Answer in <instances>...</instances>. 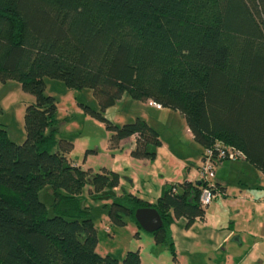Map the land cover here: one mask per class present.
<instances>
[{
    "label": "trees",
    "instance_id": "trees-1",
    "mask_svg": "<svg viewBox=\"0 0 264 264\" xmlns=\"http://www.w3.org/2000/svg\"><path fill=\"white\" fill-rule=\"evenodd\" d=\"M46 76L92 89L99 107L82 106L106 123L110 147L134 135L131 154L154 158L161 144L144 117L117 124L104 114L128 92L179 110L201 156L231 145L264 171V0H0V80L15 79L34 96L22 142L0 123V264H140L138 249L122 259L97 250L91 207L79 194L87 183L103 194L120 173L69 156L73 141L56 134ZM200 184L167 183L152 202L112 193L108 223L141 227L135 209L155 207L162 225L149 233L175 264L170 224L204 217ZM46 186L52 214L39 197Z\"/></svg>",
    "mask_w": 264,
    "mask_h": 264
},
{
    "label": "crops",
    "instance_id": "crops-1",
    "mask_svg": "<svg viewBox=\"0 0 264 264\" xmlns=\"http://www.w3.org/2000/svg\"><path fill=\"white\" fill-rule=\"evenodd\" d=\"M145 102L149 104L148 100ZM136 116L144 117L152 124L144 114ZM185 129L190 138L187 143L176 139L173 145L159 133L161 144L155 149L154 160L146 161L144 157H138L141 163L135 162L127 153L135 145V136L123 138L115 148L123 150L125 145L129 147L122 157L126 165L117 162L121 158L119 152L113 153L110 164L111 169L120 173L119 184L114 186L117 193L124 185L128 187L124 191L152 202L167 183L199 181L198 166L203 146L193 138L186 123ZM182 144L191 147L192 155H188L185 149H179ZM213 181L217 192L205 207L204 217L190 224L186 223L184 216L175 217L170 224L176 252L175 264H264V171L246 158L223 159L215 165ZM130 227L131 232L137 234L136 226ZM137 238L134 246L139 251L140 264H145L143 247L147 244L152 250L158 249L157 242L153 237L140 233ZM156 257L157 262L154 263L159 264ZM148 262L153 263L152 260ZM171 263L172 259H169L162 264Z\"/></svg>",
    "mask_w": 264,
    "mask_h": 264
},
{
    "label": "rangeland",
    "instance_id": "rangeland-1",
    "mask_svg": "<svg viewBox=\"0 0 264 264\" xmlns=\"http://www.w3.org/2000/svg\"><path fill=\"white\" fill-rule=\"evenodd\" d=\"M45 82V93L53 95L57 100L58 130L56 134L58 137H67L73 141V148L69 156L78 161L82 167H91L93 171H96L102 166L110 168V164L113 162V153L119 152L121 158L117 162L125 166L122 157L129 147L125 145L123 150L110 147L108 141L110 130L107 128L106 123L82 106L87 104L94 109L99 107L92 89L89 87L70 88L63 80L49 76L45 77ZM32 99H34L33 94L23 90L19 81L9 79L3 82L0 80V123L3 124L8 135L16 142H22L25 138L23 116L26 104ZM104 114L117 124L131 121L137 114H144L158 128L159 133L166 142L174 145L176 139H180L183 143L190 140L185 129L184 116L179 110L168 107L157 109L155 106L152 107L146 103L145 100L131 97L128 92H125L113 105L107 107ZM179 149H185L188 155H192L191 147L182 144ZM127 153L135 162H140L137 156L130 154L131 152ZM154 158L144 157L143 159L147 161L154 160ZM89 186V183L85 184L79 195L83 204L91 207V217L98 232L97 250L100 253H108L122 259L125 251L137 249L134 245L139 233L153 237L132 220H127L125 225L109 224L108 220H105L107 218L105 204L111 201L112 193L117 196L119 192L125 194L127 191L124 190H128L127 186L122 185L117 193L114 186L107 185L102 192L103 194H91ZM47 189H49L48 186L44 187L40 191L39 197L46 202L49 214H52L53 211L50 207L52 194L50 189L48 192ZM130 225L136 226L137 234L131 232ZM157 247L158 249L152 250L145 244L142 256L145 264H148L149 260H152V264H155L154 261L156 260L154 258H157L156 256L159 258V264L172 259L171 252L166 244L157 243Z\"/></svg>",
    "mask_w": 264,
    "mask_h": 264
},
{
    "label": "built area",
    "instance_id": "built-area-1",
    "mask_svg": "<svg viewBox=\"0 0 264 264\" xmlns=\"http://www.w3.org/2000/svg\"><path fill=\"white\" fill-rule=\"evenodd\" d=\"M149 104L160 107L161 104L153 99H148ZM245 158L244 153L231 145L218 143L215 149L206 148L201 156L198 166V175L201 185L199 200L206 207L214 198L217 188L213 181L215 165L223 159Z\"/></svg>",
    "mask_w": 264,
    "mask_h": 264
},
{
    "label": "water",
    "instance_id": "water-1",
    "mask_svg": "<svg viewBox=\"0 0 264 264\" xmlns=\"http://www.w3.org/2000/svg\"><path fill=\"white\" fill-rule=\"evenodd\" d=\"M134 217L141 228L148 232L154 231L162 225V218L153 206H141L136 208Z\"/></svg>",
    "mask_w": 264,
    "mask_h": 264
},
{
    "label": "bare ground",
    "instance_id": "bare-ground-1",
    "mask_svg": "<svg viewBox=\"0 0 264 264\" xmlns=\"http://www.w3.org/2000/svg\"><path fill=\"white\" fill-rule=\"evenodd\" d=\"M200 183V182H199Z\"/></svg>",
    "mask_w": 264,
    "mask_h": 264
}]
</instances>
